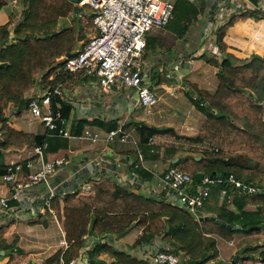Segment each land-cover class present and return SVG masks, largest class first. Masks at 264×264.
<instances>
[{
  "label": "trees",
  "instance_id": "obj_1",
  "mask_svg": "<svg viewBox=\"0 0 264 264\" xmlns=\"http://www.w3.org/2000/svg\"><path fill=\"white\" fill-rule=\"evenodd\" d=\"M3 3L0 0V9ZM23 4L22 17L14 28L15 15L0 25V161L8 151L34 148L42 140L10 125L6 114L9 106L15 105L16 115L27 111L29 95L41 79L46 85L44 91L64 85L71 75L62 69L64 64L60 60L67 54L78 53L97 35L94 16L86 14L80 19V11L69 0H23ZM182 8L176 5L175 15L183 14ZM198 13L195 12L191 21ZM255 13L245 10L234 14L217 32V47L224 59L221 63L215 58L207 60L220 69L216 92L199 90L193 85L197 96L190 97L206 116L195 138L206 146L200 160L198 157L181 159L166 170L176 168L192 175L193 182L185 186V192L190 194L202 185L197 174L213 177L210 198L213 192L221 196L227 193L215 219L201 222L202 214L195 216L175 204L172 200L175 191L165 187L158 172L148 174L145 180L151 183L148 191L111 180L98 182L93 186L94 195L79 197L67 193L54 196L50 201L63 224L68 243L63 255L66 264L79 259L93 239H98L93 256L105 253L112 264H154L150 256L117 250L106 241L109 234L121 238L134 229L139 233L134 248L152 246L160 239L163 247L158 251L184 257L185 262L180 264H232L235 260H246L243 248L257 247V243L264 241V193H240L230 182L233 177L264 190V56L254 55L247 63L236 65L225 42L230 27ZM78 74L81 78L85 73ZM63 116L66 118L64 111ZM141 131L147 133L149 141L157 134L173 130L143 125ZM81 133L80 126L73 131L75 136ZM54 139L61 137L54 136ZM138 167L132 166L135 172H143ZM5 170L0 169V175L7 172ZM26 179L28 181L29 176ZM13 230V223L0 226V251L10 254L5 264H25L28 254L10 243ZM238 234L245 235L236 243L241 253H237L232 262L223 261L218 246L220 240L231 243ZM260 258L264 263V249L260 251ZM59 262V258L52 256L43 264Z\"/></svg>",
  "mask_w": 264,
  "mask_h": 264
},
{
  "label": "crops",
  "instance_id": "obj_2",
  "mask_svg": "<svg viewBox=\"0 0 264 264\" xmlns=\"http://www.w3.org/2000/svg\"><path fill=\"white\" fill-rule=\"evenodd\" d=\"M69 1L80 11V19L91 14L87 6L80 7L81 0ZM169 1L175 6H182L185 12L178 15L174 12L166 28H154L147 35L145 78L151 86L156 87L158 91L154 89V92L159 98L152 115L137 105L134 90L116 91L111 95L100 94L86 74L81 78L80 74L71 75L64 85L62 83V96L55 98L54 107L63 118V111L66 113V128L72 136L61 137L60 140L54 139L53 135L49 136L47 143L49 145L50 141L51 145L44 158L34 163L31 170L24 167L22 174L27 178L30 173L57 158H66L67 164L49 178V185L25 193L21 201L12 205L10 214L0 220V226L13 223L10 243L16 244L28 254L25 264H43L52 256L60 258L64 255L60 246V242L65 239L63 224L52 210V205H46L51 193L55 196L67 193L78 194L79 197L91 196L94 195V184L106 180L129 184L134 188L143 187L144 191H148L151 184L145 181L148 174L158 172L162 177L171 164L188 157L199 158L206 146L195 138L206 116L190 95L197 96L193 85L210 93L218 89L220 69L207 60L215 58L219 63L223 61L224 57L220 55L216 43L217 32L234 14L245 10L256 12L248 20L236 22L227 31L225 42L227 51L235 57L234 63L242 65L254 55L264 56V0ZM1 2L4 5L0 9V25L6 24L10 16L15 15L17 19L12 26L14 28L24 11L23 0ZM187 3L190 4L187 6ZM7 7L12 9L2 17L1 10ZM196 11L199 12L198 17L191 21ZM175 21L176 26L173 24ZM42 84L41 79L35 92L40 90L38 87L44 88ZM160 102L164 103L165 109L160 108ZM11 109L14 111L13 106ZM9 118L10 125L16 130L41 138L40 144L45 140V125L34 119L29 109L21 115H9ZM143 125L173 131L157 134L148 141L147 133L141 131ZM78 126L81 135L89 129L99 136V142L93 143L73 135ZM120 129L129 135L127 141H120L121 136L109 140V133ZM60 145L64 147L59 148ZM28 149L31 148L8 151L0 161V169L5 170L12 164L26 162L30 159ZM197 149L202 150L200 155L196 153ZM133 164L142 168L143 172H135ZM6 174L0 175V192H6L8 188L3 182ZM157 178L155 180H159ZM223 200L219 192H213L200 214L203 217H215ZM23 229L24 232L19 231ZM138 234L136 229L121 238L109 234L106 241L117 250L141 257L150 256L151 252L155 253L163 247L161 240L156 239L152 246L134 248ZM97 242L98 239L91 240L76 264H89V261L91 264H112V259L105 253L93 256ZM9 256V252L0 254V264H5Z\"/></svg>",
  "mask_w": 264,
  "mask_h": 264
},
{
  "label": "built area",
  "instance_id": "obj_3",
  "mask_svg": "<svg viewBox=\"0 0 264 264\" xmlns=\"http://www.w3.org/2000/svg\"><path fill=\"white\" fill-rule=\"evenodd\" d=\"M85 6L90 8L94 16V30L97 35L76 56L65 57L62 69L69 75L84 72L92 79L94 88L100 94L111 95L116 91L134 90L137 94V105L152 115L159 98L145 78L147 35L154 28L162 29L170 24L175 4L169 0H81L80 7ZM60 96L62 84L53 89L48 88L42 94L36 93L30 98L29 112L34 119L45 125V140L27 150L30 159L26 162L6 167L7 174L3 177V182L8 188L6 192H0V220L10 214L13 203L21 201L25 193L33 191L37 186L49 185V178L67 164L66 158L49 161L38 171L30 173L28 181L22 174L24 167L27 166L31 170L34 163L44 158L49 148V136H72L66 128V120L55 111V98ZM117 136H121L122 142L129 138V135L120 129L110 132L109 140H114ZM79 138L93 143L99 142V136L89 129ZM162 180L166 188L175 191L173 202L195 216H198L208 203L211 185L214 183V180L205 176L202 185L193 194L187 193L185 186L193 182V176L176 168L164 172ZM230 182L240 193H264L263 189L247 185L233 177ZM226 194L223 192V198ZM54 196L55 194L51 193V197L46 201L47 207H50ZM60 246L63 252L68 249L66 239L60 242ZM150 258L154 264H180L179 257L169 252L157 251ZM59 261L55 264H66L63 257H60ZM70 264H76V260ZM232 264L249 263L245 259H239Z\"/></svg>",
  "mask_w": 264,
  "mask_h": 264
},
{
  "label": "rangeland",
  "instance_id": "obj_4",
  "mask_svg": "<svg viewBox=\"0 0 264 264\" xmlns=\"http://www.w3.org/2000/svg\"><path fill=\"white\" fill-rule=\"evenodd\" d=\"M89 8V7H88ZM11 9L12 8H10V7H7V8H4L3 10H1V16L2 17H4V16H6L10 11H11ZM22 10H23V7H22ZM89 10H90V8H89ZM241 11V10H240ZM90 12H91V10H90ZM177 21V20H176ZM175 21V23H173L174 24V26H176L177 25V22ZM13 28V27H12ZM169 77V76H168ZM167 79V78H166ZM165 79V80H166ZM167 81V80H166ZM42 86H44V88H45V84H42ZM150 86H151V83H150ZM151 87H153V86H151ZM43 87L42 88H40V87H38V89H40V90H37V92H43V89H44ZM36 89H37V85H36V87H35V89L30 93V97H31V95H33L34 93H37V92H35L36 91ZM156 90V87H153V90ZM156 91H158V90H156ZM13 106V108H14V111L11 109V107ZM160 108H163V109H165V106H164V103L162 104L161 102H160ZM17 113V108L15 107V105L14 104H11L10 106H9V108L6 110V114H7V116H9V115H15ZM201 147V146H200ZM199 147V148H200ZM195 148V147H194ZM198 150V149H197ZM200 151H202V150H198L196 153L198 154ZM199 155H200V153H199ZM155 186V185H154ZM37 188H38V186H37ZM159 188L161 189V187L159 186ZM31 220H33V219H31ZM17 222V220L16 221H14V223H16ZM20 223L22 222V221H19ZM35 222V221H34ZM17 226V225H16ZM19 227H20V225H19ZM19 231H21V232H24V229L23 230H19ZM263 236H264V233L262 234ZM16 236H18V235H16ZM243 237H245V235H243V234H238V235H235V241L234 242H231V243H233L234 245L232 246V245H230L231 243H227V242H225V241H222V240H220V242H219V251H220V258L223 260V261H225V262H232V261H234V259H236L235 258V255L237 254V253H239L240 251H238V249L236 248V243L238 242V241H240ZM11 241V240H10ZM258 244V246L256 247V246H251V247H248V249H245V248H243L241 251H242V255L246 258V260L248 261V263L249 264H264L263 262H262V259L260 258V251L261 250H263L264 249V241H260L259 243H257ZM157 252V251H156ZM241 253V252H240ZM152 254H154V253H150L149 255L150 256H152ZM180 260H181V262H185V258L184 257H180Z\"/></svg>",
  "mask_w": 264,
  "mask_h": 264
},
{
  "label": "water",
  "instance_id": "obj_5",
  "mask_svg": "<svg viewBox=\"0 0 264 264\" xmlns=\"http://www.w3.org/2000/svg\"><path fill=\"white\" fill-rule=\"evenodd\" d=\"M76 55H77V53H70V54H67V57H68V58H72V57H74V56H76ZM198 160H200V158H198ZM196 178H197L198 180H200V181H203L204 178H205V175L202 174V173H199V174L196 175ZM211 179H213V177H211ZM209 219L214 220L215 218H214V217H203V218H200V221L203 222V221H205V220H209ZM0 254H1V255H4L5 252H4V251H0Z\"/></svg>",
  "mask_w": 264,
  "mask_h": 264
},
{
  "label": "bare ground",
  "instance_id": "obj_6",
  "mask_svg": "<svg viewBox=\"0 0 264 264\" xmlns=\"http://www.w3.org/2000/svg\"><path fill=\"white\" fill-rule=\"evenodd\" d=\"M147 49V48H146ZM132 155V154H131ZM144 160V159H143ZM158 191V190H157ZM137 194V193H136ZM141 195V194H140ZM144 196V195H143Z\"/></svg>",
  "mask_w": 264,
  "mask_h": 264
},
{
  "label": "clouds",
  "instance_id": "obj_7",
  "mask_svg": "<svg viewBox=\"0 0 264 264\" xmlns=\"http://www.w3.org/2000/svg\"><path fill=\"white\" fill-rule=\"evenodd\" d=\"M43 91H44V89H43ZM41 93V92H40ZM180 259V258H179ZM180 263H181V260H180Z\"/></svg>",
  "mask_w": 264,
  "mask_h": 264
}]
</instances>
